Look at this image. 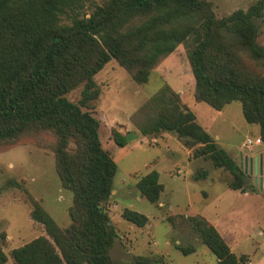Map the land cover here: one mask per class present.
I'll return each mask as SVG.
<instances>
[{"label":"trees","instance_id":"1","mask_svg":"<svg viewBox=\"0 0 264 264\" xmlns=\"http://www.w3.org/2000/svg\"><path fill=\"white\" fill-rule=\"evenodd\" d=\"M0 0V148L26 137L49 134L62 187L72 192L71 224L61 227L30 197L32 218L45 236L11 252L15 264H117L112 250L119 237L105 204L114 190L118 166L102 144V122L93 102L101 95L96 76L116 61L139 84L149 82L161 61L184 45L195 79L194 99L217 111L240 102L245 120L260 127L264 144V46L259 20L264 0L247 11L218 18L210 0ZM83 87L74 103L68 95ZM157 111L142 134L175 133L193 158L211 160L230 174L227 186L246 190L248 175L199 124L179 93L163 87L149 102ZM119 147L127 135L116 129ZM143 198L157 204L164 192L160 175L140 178ZM139 228L149 218L124 209ZM194 231L216 257L215 264H249L202 216L190 218ZM184 255L194 247H177ZM8 257L0 247V264ZM137 264H160L136 257Z\"/></svg>","mask_w":264,"mask_h":264},{"label":"rangeland","instance_id":"2","mask_svg":"<svg viewBox=\"0 0 264 264\" xmlns=\"http://www.w3.org/2000/svg\"><path fill=\"white\" fill-rule=\"evenodd\" d=\"M104 1L91 0L87 13ZM210 1L216 16L223 18L237 10L247 11L259 0ZM258 24L262 29L259 42L264 46V18ZM95 79L101 95L93 102L94 115L102 122L103 147L118 166L112 196L105 204L119 235L112 250L117 264H137L136 257L161 259L160 264H215V255L194 231L190 220L194 216H202L216 227L237 256L247 255L249 264H264V144H257L260 127L245 120L242 104L234 102L217 111L195 101V79L184 45L160 62L146 84L135 83L116 61ZM165 86L180 94L199 124L245 172L248 162L244 192L229 189V172L215 168L211 160L193 158V151L175 133L142 134L157 116L149 102ZM82 90L71 92L68 99L78 103ZM113 129L127 136L132 133L133 141L126 147L117 146ZM53 141L44 134L0 148V247L8 257L7 264H15L14 249L46 235L44 226L31 216L30 197L61 227L71 224L73 194L62 187L49 145ZM261 155L262 166H254L251 172L250 159ZM152 171L159 173L164 186L157 204L143 198L138 188L140 178ZM127 208L146 215L147 226L139 228L126 221L122 213ZM177 247H194L195 252L184 255Z\"/></svg>","mask_w":264,"mask_h":264},{"label":"water","instance_id":"3","mask_svg":"<svg viewBox=\"0 0 264 264\" xmlns=\"http://www.w3.org/2000/svg\"><path fill=\"white\" fill-rule=\"evenodd\" d=\"M134 139V135L132 133H130L128 136H127V141L128 142H131L133 141ZM260 160V164L262 166V163H263V155H261L259 158L256 157L255 159H252L251 162H250V167L249 169L251 170V172H253V169H254V166L256 167V169H258V161ZM248 162L246 163V173L248 172Z\"/></svg>","mask_w":264,"mask_h":264},{"label":"built area","instance_id":"4","mask_svg":"<svg viewBox=\"0 0 264 264\" xmlns=\"http://www.w3.org/2000/svg\"><path fill=\"white\" fill-rule=\"evenodd\" d=\"M248 145H252L253 144V141L252 140H249L248 142ZM263 143L261 139H257V144H261Z\"/></svg>","mask_w":264,"mask_h":264},{"label":"flooded vegetation","instance_id":"5","mask_svg":"<svg viewBox=\"0 0 264 264\" xmlns=\"http://www.w3.org/2000/svg\"><path fill=\"white\" fill-rule=\"evenodd\" d=\"M260 165V160L258 161V166Z\"/></svg>","mask_w":264,"mask_h":264},{"label":"crops","instance_id":"6","mask_svg":"<svg viewBox=\"0 0 264 264\" xmlns=\"http://www.w3.org/2000/svg\"><path fill=\"white\" fill-rule=\"evenodd\" d=\"M256 157H257V156H256ZM256 157H255V158H256ZM255 158H254V159H255ZM251 160H252V158L250 159V161H251ZM262 164H263V163H262Z\"/></svg>","mask_w":264,"mask_h":264}]
</instances>
